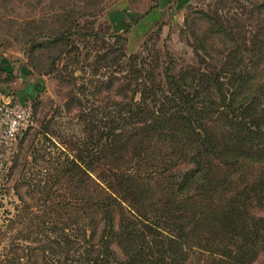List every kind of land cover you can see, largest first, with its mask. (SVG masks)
<instances>
[{"label": "trees", "instance_id": "obj_1", "mask_svg": "<svg viewBox=\"0 0 264 264\" xmlns=\"http://www.w3.org/2000/svg\"><path fill=\"white\" fill-rule=\"evenodd\" d=\"M225 53L160 72L157 59L130 56L129 98L114 113L77 115L84 138L64 139L60 174L78 203L62 207L70 220L42 247L62 243L58 263L254 264L264 253V216L253 213L264 211V90L237 102L233 82L244 78ZM53 135L42 131L57 148Z\"/></svg>", "mask_w": 264, "mask_h": 264}, {"label": "rangeland", "instance_id": "obj_2", "mask_svg": "<svg viewBox=\"0 0 264 264\" xmlns=\"http://www.w3.org/2000/svg\"><path fill=\"white\" fill-rule=\"evenodd\" d=\"M159 1L164 6L156 14ZM222 26L233 36L223 35ZM230 47L235 71L247 76L248 83L233 82L237 102L245 103L264 90V0H0V51L19 73H29L15 83L22 95L10 93L11 107L27 109L31 122L0 142V264L63 261L62 243L42 248L44 236L59 239L56 221L70 220L62 207L78 203L74 182L60 174L67 162L60 148L67 147L64 139L84 138L80 112L114 113L113 104L129 98L124 65L130 56L157 59L156 72L169 61L174 71H185L204 67L201 59L220 60ZM45 130L54 133L57 148L45 145ZM112 250L122 258L116 245ZM254 264H264V253Z\"/></svg>", "mask_w": 264, "mask_h": 264}, {"label": "built area", "instance_id": "obj_3", "mask_svg": "<svg viewBox=\"0 0 264 264\" xmlns=\"http://www.w3.org/2000/svg\"><path fill=\"white\" fill-rule=\"evenodd\" d=\"M14 97L9 94L7 97H2L0 103V114L4 118L0 121V142L5 140H13L15 136L22 131H25L31 123L28 119L27 109L13 108Z\"/></svg>", "mask_w": 264, "mask_h": 264}, {"label": "crops", "instance_id": "obj_4", "mask_svg": "<svg viewBox=\"0 0 264 264\" xmlns=\"http://www.w3.org/2000/svg\"><path fill=\"white\" fill-rule=\"evenodd\" d=\"M168 1V0H166ZM163 2H158V8L156 9V14L159 12V10H162ZM165 4V2H164ZM148 26V25H147ZM19 65L16 66L14 63V59H12L8 54L0 51V99L2 97H7L10 93H15L18 97L22 95L20 91L16 90L14 88L15 83H23L27 79V75H29L28 72L25 73H19L18 72ZM25 68L24 66H22ZM25 74V75H24ZM16 76L17 79L14 81L13 77Z\"/></svg>", "mask_w": 264, "mask_h": 264}]
</instances>
